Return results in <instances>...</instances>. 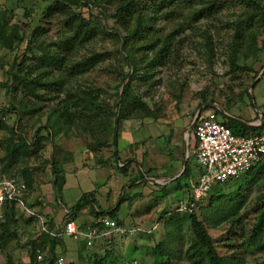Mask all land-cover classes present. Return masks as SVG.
<instances>
[{"label":"rangeland","instance_id":"374dc122","mask_svg":"<svg viewBox=\"0 0 264 264\" xmlns=\"http://www.w3.org/2000/svg\"><path fill=\"white\" fill-rule=\"evenodd\" d=\"M53 2V0H0V9H4L0 22L5 19L8 24L0 26V29L5 27L4 30L1 29L5 34L0 38V120L6 123L0 126V160L6 152L5 148L10 136L9 129L17 126L16 113L7 109L12 104L18 105L17 99L15 100L16 102L14 100V103L11 102V97L16 95L20 97L22 94L21 91L14 92L13 88H10L8 92L4 87L3 84L5 82L11 85L12 81L11 76L7 75V71L14 61L23 64L31 62L28 59L31 53L25 48L33 30L38 32L42 28L45 29L39 37L42 46L52 41H59L69 35L67 32L68 28L65 27L63 22L65 16L60 15V13H54L49 19H45L47 17L46 9ZM261 2L264 4V0H261ZM106 6L105 11L108 12L111 7L109 5ZM71 10L76 11V13L81 12L82 16L90 19L89 23L94 20L89 15V12L95 17L98 15L95 7L73 5ZM246 10L245 5L238 0L234 2L226 0L224 9L217 15L218 20H215L214 23L203 16V18H195L193 21H189L187 29L181 30L179 34V38H186V42L181 47L183 59L180 64L174 65L172 70L169 69V71L165 68L159 69L160 73L156 77L160 76L162 81L154 91L150 90L147 94L144 93L143 87H134L139 95L144 96L147 105L144 103V105L127 104L128 108L121 119L118 136L119 146L123 148L122 152L130 159L128 167L135 169L131 171V174L135 173L139 167L137 159L141 162L140 165L143 169L148 170L150 168V174L156 176L169 174V168L172 166L182 167L181 163L184 160L186 148L183 132H185V125L189 126L193 120L201 102V94L207 99L213 98L218 104L224 105L226 108L244 104L238 99V92L249 86V84L251 85L255 78H252L250 73L231 72L229 54L227 52L228 35L231 34V30L226 23L237 18L240 13ZM192 12L193 9L184 8L181 11V15H178V19L181 21L187 20L192 16ZM102 23H108L109 26L114 25L113 20L106 22L102 19ZM156 25L161 29V27H167L168 23L166 24L163 20H160ZM189 26L196 28V32L199 33L210 32L214 50V57L210 64L204 58H201L202 56L196 50V47H199V43L204 44L202 36L196 35L193 31L191 32ZM22 36H25L26 39L20 42L19 38ZM257 39L259 44L264 45V27L260 29ZM75 45V53H72L74 55L73 60H79L96 52L102 54L104 60L94 68L70 78L64 84V87L60 89L59 96L63 97L67 89L91 88L95 90L99 101L112 105L116 101L117 94L121 93V89L118 88L120 78L117 73L119 70L127 71L126 66L116 52V49H119V52L124 54L122 42L117 44V39L113 35L97 31L92 37L85 39L84 43L80 41V43H75ZM200 49L203 50L201 47ZM250 62L251 59L248 60L249 64ZM263 62L264 59L262 58L258 65L260 66ZM263 72L264 70L262 69L260 73ZM261 82L264 83V76ZM259 84L260 82L253 88V93L257 98L258 106L261 107L258 97ZM47 94H50V92ZM50 95L52 96V94ZM243 101L251 102V99L246 94ZM53 102L54 100L41 102L36 100L33 102L40 110L38 109L34 114L22 119L23 132H25L29 141H33L32 137L35 131L37 129L40 130L37 137H43L45 141H41L38 146L37 155L38 153H43V156L47 157L50 162L51 160L56 161V176L61 187L63 186L64 177L57 172V169L61 167L77 171L74 175L69 173L65 175L66 184L62 192L63 203L72 205L87 192L94 193L97 204L103 207L104 205L102 204L105 203L106 196L109 193V186H111L112 180L115 182V179L111 176L113 172L110 169H116L114 166H117V160L119 159L116 160L113 157L112 152L114 149H112V146L102 147L96 152L90 150V146H94L98 139H102V135H99L98 130L95 129L96 124L94 125V130L84 129L78 123L70 131L57 132L52 138L50 132L43 126L45 123L44 113H46V109L52 106ZM151 108L154 113L151 112ZM99 129H102V127ZM100 132L102 133V131ZM21 156L23 160L19 159V163L16 162L15 166L8 168L7 176L18 173L22 169L20 167H24L27 162L26 156ZM188 156L189 180L192 182L199 174V169L195 165L192 150L191 152L189 150ZM105 160H107V163H105ZM120 160L122 159L120 158ZM30 161L28 160L27 164ZM263 161L264 159L260 162L261 164H259L260 166L257 169L246 176V180H248L245 181L247 184L244 186L246 204L240 211V217L242 224L247 227H251L256 220V206L264 204ZM1 166L3 167L2 161H0ZM82 169L85 170L83 171ZM243 178L245 177L243 176ZM257 181H262L263 183L257 184ZM178 183L180 189L171 191L164 198L157 195L160 189L155 187L150 189V191H158L155 196L148 194L145 197H141V199L136 198L138 203L137 201L136 203L130 202L132 206H127L128 203L126 202L121 207L119 214L128 215L126 218L128 222L125 223L126 227L134 229L129 235L116 236L109 244H102L100 241H96L90 247L86 245L82 247L79 240L66 236V242H63V246L56 249L57 254L64 256L66 264H93L94 259L91 254L96 253L99 258H102L105 255V251L109 250L113 254L111 259L114 264H153L152 250L154 247L163 241L172 240V236H170L165 225L167 217L165 218L161 213L163 210L169 213L176 211L179 199H187L189 194L185 181L181 180ZM236 184L230 182L227 187L228 190L237 189ZM119 194L121 193L119 192ZM209 194L199 201L201 205L208 203ZM133 198H135V194ZM53 206L56 207V204H53ZM19 223L22 228V221H19ZM138 226L145 228V231L137 228ZM20 227L18 224L17 229H20ZM35 229L37 230L36 224L31 229L28 228L29 231L33 230L32 234L36 231ZM149 229L151 230L150 232H148ZM227 229L228 225L223 224L216 229L208 228V232L214 238L219 253L229 255L232 251L225 245L228 243ZM182 235L184 236V241L180 242L175 239L171 244L176 254L180 250L184 251L188 246L191 233L187 226H184ZM20 249L14 247L13 243L7 247L6 252H9L13 257L17 256L18 260L21 261L24 260L22 259L23 255L26 260L22 264H31L28 259L29 250ZM243 256L247 264H258V262L263 260L262 255L255 250H243ZM4 260L5 252L0 250V264H4ZM185 263L183 252L181 259L173 261V264Z\"/></svg>","mask_w":264,"mask_h":264},{"label":"trees","instance_id":"16d2710c","mask_svg":"<svg viewBox=\"0 0 264 264\" xmlns=\"http://www.w3.org/2000/svg\"><path fill=\"white\" fill-rule=\"evenodd\" d=\"M53 1L46 9L47 17L45 19H49L54 13L65 16L63 22L65 27L68 28L69 35L59 41H52L42 46L39 37L45 29L42 28L38 32L33 30L25 48L31 53L28 58L31 62L23 64L14 61L7 71V75L11 76V85L6 82L3 84L8 92L10 88H13L14 92H22L20 97H17L18 95L11 97V102L14 103L13 100L17 99L18 105L12 104L7 109L16 113L17 126L9 129L10 136L5 148L6 152L0 160L3 162L1 168L4 172L8 171V168L21 155H25L27 158L39 156L36 150L41 141H45V138L37 137L40 131L37 129L32 137L33 141H29L21 126L24 117L34 114L38 109L40 110L37 105L33 104L36 100L40 102L54 100L52 106L46 109V113H44L45 123L43 126L50 132L52 138L57 132L70 131L78 123L84 129H94L96 124L95 129L98 130L99 135H102V139H98L94 146H90V150L96 152L102 147L112 146L114 148L113 157L116 158L119 154L115 150L119 126L121 119L124 117V112L128 108L127 104L138 105L144 103L147 105L144 96L139 95L134 87H143L144 93L147 94L150 90L154 91L162 81L160 76L156 77L160 73L159 69L172 70L173 66L180 64L183 59L181 47L186 42V38H179L181 30L187 29L188 22L193 21L195 18L204 17L214 23L215 20H218L217 15L224 9L226 2V0ZM229 1L234 2L235 0ZM238 1L243 3L247 10L226 23L231 30V34L228 35L227 48L229 65L231 72L250 73L252 78L256 79L264 67V62L260 66L258 65L261 59H264V45L259 44L257 39L260 29L264 27V4L261 0ZM73 5L95 7L98 15L95 17L89 12V15L94 18L89 23L90 19L82 16L81 12L76 13V11L71 10ZM106 5L111 7L108 12L105 11ZM184 8L193 9V12L187 20L181 21L178 19V15H181ZM102 19L106 22L113 20L114 25L103 24ZM160 20H163L166 24L168 23V26L161 27V29L157 27L156 24ZM5 25H8L7 20L3 19L0 26ZM4 28L1 29L4 30ZM1 29L0 38L5 34ZM189 29L191 32H195L196 35L202 36L204 44L199 43L196 50L202 56L201 58H204L210 64L214 57L210 32L199 33L192 26H189ZM97 31L113 35L117 39V44L122 42L124 54L116 49L119 58L127 68V71L119 70L117 73L120 78L118 88L121 89V93L117 94L116 101L112 105L99 101L95 90L91 88L67 89L66 94L60 97V89L64 87V84L70 78L94 68L104 60L102 54L97 52L84 56L79 60H73L74 55L72 53L76 47L75 43L78 44L80 41L84 43L85 39L92 37ZM25 39V36H22L19 41L23 42ZM250 59L249 64L248 60ZM263 75L264 72L257 79L255 85L261 82ZM249 87L250 84L238 92V99L244 104H249V101H243L246 94L250 99L253 97V94L248 91ZM48 92L52 96L47 94ZM213 102H215L213 98L207 99L201 94L199 107ZM211 108L216 116H220L221 119L218 121L230 128L235 134H251L261 131L260 126H248L239 120L224 115L216 107L206 105L202 108V111ZM221 108L227 111L225 107L223 108V105H221ZM151 112L154 113L152 108ZM3 125L0 120V126ZM100 127L102 129H99ZM101 162L104 163L102 160ZM43 163H46V160H43ZM259 164L249 172L238 176L239 178L236 177L237 179L232 178L223 183L214 184L208 191L210 196L206 205H201L199 203L200 199L196 201L195 207L190 212H178L176 210L169 213L163 210L161 215L167 217L165 225L170 236H172V240L163 241L154 247L152 250L153 264H173L174 260L181 259L182 252L185 264H247L243 256V250L258 251L263 257V260L258 264H264V204L256 206V220L251 227L242 224L240 217V211L246 204L244 194V186L247 184L245 181H248L246 176L257 169L260 166ZM32 174L33 168L27 166L20 169L15 176L21 177L27 188H30L33 182ZM243 176L245 178L242 179ZM186 178L187 180L190 178L188 162L181 176L177 179L178 187H180L178 182L181 180L186 181ZM188 182L185 184L189 189ZM230 182L237 183V189L228 190L227 187ZM261 182L257 181V184ZM24 197L25 193L23 194ZM96 201L93 193L83 194L74 204L66 208L69 210L66 220L73 221L71 217L82 210H86L88 213L87 220L78 225L81 232H86L91 227L103 226L102 217L105 216L116 219L119 224H124L121 219H118L116 209L107 212L100 211V206ZM15 215L16 204L7 202L4 207L5 220L0 222V250L5 252L4 264H22L17 262L9 252H6L9 243L17 238L16 230L11 229L16 224ZM29 218H34V216L29 215ZM223 224L228 225L226 230L228 243L225 245L232 251L229 255L219 253L214 238L208 232V228L216 229ZM184 226H187L191 237L186 249L184 251L180 250L176 254L171 244L175 239L180 242L184 241L182 235ZM59 233V231L53 234L44 232L41 237L32 241L29 249V263L53 264L55 258L61 255L56 252L57 246L63 243L62 236ZM234 240L235 242H233ZM37 250H46L41 261L37 260ZM91 257L94 259L93 264H114L111 259L113 254L109 250L105 251L102 258H99L96 253L91 254Z\"/></svg>","mask_w":264,"mask_h":264},{"label":"crops","instance_id":"0c3cea01","mask_svg":"<svg viewBox=\"0 0 264 264\" xmlns=\"http://www.w3.org/2000/svg\"><path fill=\"white\" fill-rule=\"evenodd\" d=\"M3 10L4 9H0V18H2L1 16L3 14L2 13ZM2 21L0 22V24L2 23ZM262 74L263 73H259L257 79H259ZM255 82H256V79L250 85L248 89V91L253 94V97H251V102H249V104H241V105H236V106L229 107V108H226L223 105V108L225 107L227 109V111H224L222 110L221 105L215 101L213 103H208V104H211V106H208V104L201 105L200 107H198L195 114H198V113L204 114L207 112L215 113L212 110V108L202 111V108L206 107L207 105L208 107H216L220 109V111L223 112L224 115L234 118L236 120H239L240 122L248 126L257 127L256 124L262 123V121L264 120V83L260 82L259 84L258 97H259V101L261 104V107H260L258 106L257 104L258 101H256L257 98L254 96V93H253V90H254L253 88L256 86ZM217 119L220 120L221 119L220 116H217ZM2 123H5V122H2ZM190 126L191 124L189 126L185 125V129H184L185 132H183L184 140H186L184 159H187V162L189 160V156H188L189 150L191 152V150H193V147L195 146V139L193 137L192 131L190 130ZM118 139L119 138H117V147L115 146V150H117L119 153L118 156L116 157V160L117 159L119 160H117V166H114V168L116 167V169L115 170L110 169L111 172H113L111 176L113 177V179H115V182H113L112 180L111 186H109V189H108L109 193L106 196L105 203L102 204L104 206L103 207L100 205L99 206H100V211H105V212L116 209V215L118 219L124 220L123 222L125 225V223L128 222V220L126 221V218L128 215L127 216L120 215L119 211L121 210V207H123V205L126 202L128 203L127 206H129L131 205L130 202L136 203L137 201L136 198L141 199V197H145L148 194H150V196H155V193L158 191L156 192L150 191V189H153L155 187L160 189L157 195L163 198L166 197L171 191L179 190L180 187H178L177 179L181 176L186 165L184 166L183 164L184 160H183L181 163L182 167L177 168L176 166H172L169 168V174L167 175L163 174V175L156 176L154 174L153 175L150 174V171H151L150 168L149 169L147 168L148 170L143 169L140 165L141 162L137 159L139 167L135 173L131 174V171H134L135 169L133 170V168L128 167L129 166L128 163L130 159H128L126 154L124 155V152H122L123 148H120ZM120 158L122 160H120ZM19 159H22V156H19V158L16 159V161L12 164L11 167L15 166L16 162L19 163L20 162ZM26 160L27 162L28 160H31L28 164L26 162L24 167L29 166V168H33V174H32L33 182H32L31 187L27 188V190L25 191L24 199H25L27 208L24 209L16 205V215H15L16 224L11 229L16 230L17 238L14 239L12 242H10L7 247H9L10 245L14 243V247H16L17 249L21 248L24 250H27V249L29 250L31 247V242L41 237L44 232H47V233L51 232L53 234L59 231L60 232L59 235H61L63 239L62 242H64L66 236L62 234L63 225H64L65 220L68 218L67 215L69 214V210L66 208H69L71 206L69 204L67 205L63 203L62 201V195H63L62 192L64 189V185L66 184L65 175L67 173L74 175L77 171H74L73 169L68 170L66 168H61V167L58 168L57 172H59V174L63 175L64 177L63 186L61 187L57 179V176H56V161L50 159L51 160L50 162L47 157L43 156V153H40L39 156L37 157H29V158L26 157ZM43 160H46V163H43ZM105 163H107V160H105ZM24 167H20V168H24ZM172 172L174 173L172 174ZM6 173L7 171L6 172L2 171V168L0 167V176L8 177ZM19 178L21 179V177ZM189 179L187 180L186 178V181L184 180L185 183L189 181L188 182L189 183V194H188L187 199L189 198V195H190V185L193 182V181L190 182ZM113 183L115 184V186ZM119 192L121 194H119ZM134 194H135V198H133ZM187 199L182 198V199H179V201L180 200L185 201ZM53 204H56V207L53 206ZM59 204L61 205L60 207H59ZM29 215L34 216V218H29ZM87 218H88V215H87L86 210H82L78 212L76 215H74L73 217H71V219H73V221L75 222L77 226L83 223L85 220H87ZM19 221H22L23 229L20 227ZM18 224H19L20 229H17ZM34 224L37 225V230L35 229L36 231L33 232L32 234L33 230L29 231L28 228L31 229ZM137 228H141V227L138 226ZM141 229L145 231V228H141ZM150 229L148 230V232L151 231ZM76 240L80 241L81 243L80 246L83 247L86 245L84 238L81 237ZM61 246H63V243L61 245H58L57 247H61ZM13 258L17 262H21V263L26 260L25 257L23 258V255H22V259L24 260L22 261L18 260L17 256ZM28 259H29V255H28Z\"/></svg>","mask_w":264,"mask_h":264},{"label":"built area","instance_id":"2783aa9c","mask_svg":"<svg viewBox=\"0 0 264 264\" xmlns=\"http://www.w3.org/2000/svg\"><path fill=\"white\" fill-rule=\"evenodd\" d=\"M261 131L251 134H235L218 121L215 113H198L193 117L190 130L195 139L193 159L199 174L190 185L189 200L178 201L177 211H192L196 201L202 199L216 183H223L249 172L264 159V120L256 124ZM26 183L18 176H0V222L5 220L4 207L7 202L26 209L23 194ZM103 226L88 228L81 232L72 220H65L62 234L73 239L84 238L90 247L96 241L109 244L120 235H129L134 229L119 224L116 219L102 217ZM44 251L37 250V260L41 261ZM53 264H66L64 256L59 255Z\"/></svg>","mask_w":264,"mask_h":264},{"label":"water","instance_id":"95a60500","mask_svg":"<svg viewBox=\"0 0 264 264\" xmlns=\"http://www.w3.org/2000/svg\"><path fill=\"white\" fill-rule=\"evenodd\" d=\"M263 70H264V68H263ZM208 106H211V104H208ZM186 163H187V159H184V162H183L184 166L186 165Z\"/></svg>","mask_w":264,"mask_h":264}]
</instances>
